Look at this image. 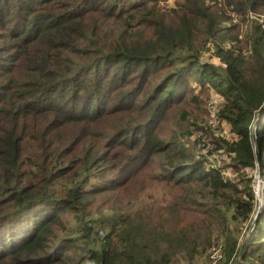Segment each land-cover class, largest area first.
Listing matches in <instances>:
<instances>
[{"label":"trees","instance_id":"obj_1","mask_svg":"<svg viewBox=\"0 0 264 264\" xmlns=\"http://www.w3.org/2000/svg\"><path fill=\"white\" fill-rule=\"evenodd\" d=\"M169 1L0 0V264H264V0Z\"/></svg>","mask_w":264,"mask_h":264},{"label":"rangeland","instance_id":"obj_2","mask_svg":"<svg viewBox=\"0 0 264 264\" xmlns=\"http://www.w3.org/2000/svg\"><path fill=\"white\" fill-rule=\"evenodd\" d=\"M173 0L168 2V5H172ZM248 20L256 21L262 23L264 21V16L258 17L256 15L250 14ZM237 19L233 20L236 24ZM242 30H246V26L243 25ZM204 60L215 65L221 66L219 60L213 56L212 50L204 51ZM195 94L199 95L200 92L196 91ZM204 106L193 109L189 112L188 122L183 125L182 130L188 131L191 135L186 136L183 141L191 145L195 155L200 159H206L208 162H212L214 167H220V161L225 160L224 155L221 151L216 150V146L213 145L212 137L221 136L224 138L230 137L229 126L221 122L217 118V112L222 105V99L214 92L213 89H208L207 93L204 95ZM191 123H195V126H190ZM227 178H231L229 170L224 172ZM253 177V190L255 197L259 196L257 183L259 182L257 169L250 173ZM262 181V187H263ZM263 195V188L261 191V200ZM257 198V197H256ZM258 203V202H257ZM258 208V206H257ZM255 218V217H254ZM251 229V228H250ZM243 239V235L240 236L239 240ZM245 242V241H244ZM244 244V243H243ZM242 244V245H243ZM220 248L217 244H214L210 250H208L204 255L197 257L193 264H219L221 262L220 258ZM178 264H187L185 261L181 260Z\"/></svg>","mask_w":264,"mask_h":264},{"label":"water","instance_id":"obj_3","mask_svg":"<svg viewBox=\"0 0 264 264\" xmlns=\"http://www.w3.org/2000/svg\"><path fill=\"white\" fill-rule=\"evenodd\" d=\"M256 167H257V174H258V179H259V182H260V185H261V191H262V180H263V174H262V169H261V167H260V164H259V160H258V157H257V155H256ZM261 191H260V195H261ZM260 195L259 196H256L257 198H256V200H257V206H258V209H257V212H258V210H259V207H260V204H261V197H260ZM257 214V213H256ZM255 218H256V216H255ZM255 218H254V220H255ZM251 230V229H250ZM242 247H243V245L241 246V249H240V251L242 250ZM236 262V261H235ZM235 262L233 263V264H235Z\"/></svg>","mask_w":264,"mask_h":264},{"label":"bare ground","instance_id":"obj_4","mask_svg":"<svg viewBox=\"0 0 264 264\" xmlns=\"http://www.w3.org/2000/svg\"><path fill=\"white\" fill-rule=\"evenodd\" d=\"M257 187H258V194L257 195H260V191H261V185H260V183H257Z\"/></svg>","mask_w":264,"mask_h":264}]
</instances>
